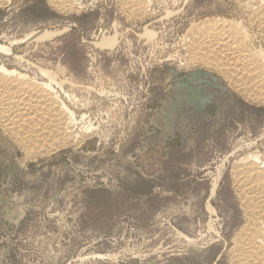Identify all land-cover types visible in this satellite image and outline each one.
Here are the masks:
<instances>
[{
    "label": "rangeland",
    "instance_id": "374dc122",
    "mask_svg": "<svg viewBox=\"0 0 264 264\" xmlns=\"http://www.w3.org/2000/svg\"><path fill=\"white\" fill-rule=\"evenodd\" d=\"M259 1L147 0L131 16L124 0H0V45L19 43L0 66L49 86L77 122L76 142L34 158L0 128V264H236L250 225L235 175L264 163V89L189 66L187 42L222 19L264 54ZM42 30L58 34L21 43ZM197 71L220 83L176 89Z\"/></svg>",
    "mask_w": 264,
    "mask_h": 264
},
{
    "label": "bare ground",
    "instance_id": "6f19581e",
    "mask_svg": "<svg viewBox=\"0 0 264 264\" xmlns=\"http://www.w3.org/2000/svg\"><path fill=\"white\" fill-rule=\"evenodd\" d=\"M50 1L63 10L71 7L70 0ZM124 1L131 16L147 11V0ZM252 15L264 29V5L259 3ZM190 33L191 37L187 42L189 66L200 64L216 71L225 77L227 85L250 97L254 90L264 89V54L250 46L248 34L236 22L221 19L214 24L201 23ZM57 34L43 30L32 32L26 35L21 43L46 41ZM147 36H152V33H147ZM18 44L12 42L7 47L0 45V58L12 56ZM100 45L102 49L111 50L117 45L115 36L104 39ZM42 72L52 80L47 72ZM76 124L74 115L49 86L38 85L23 75L0 66V128L9 140L21 148L27 158L46 154L49 150H57L68 142H74L77 136L72 128H75ZM250 161H253L255 166L259 165L250 170V167L242 169L235 175L241 188L240 194L246 200L249 215L247 225H250V230L243 227L247 232L244 230L240 238L238 237L237 245L240 249L236 256H233L236 264H264V222L261 221L264 218V163H258V157L255 156L250 157ZM213 186L212 193L216 188Z\"/></svg>",
    "mask_w": 264,
    "mask_h": 264
},
{
    "label": "water",
    "instance_id": "95a60500",
    "mask_svg": "<svg viewBox=\"0 0 264 264\" xmlns=\"http://www.w3.org/2000/svg\"><path fill=\"white\" fill-rule=\"evenodd\" d=\"M170 74L173 75V76H176V74H174L173 71H170ZM203 77L204 79H209L211 80L213 83H220V81H218L216 78H214L213 76L211 75H208V74H205V73H202L200 71H197V72H194V73H191L188 77L189 78H185V83H182V84H179V85H176V89H180L182 87L188 89V92H190L191 94H195V91H193L188 83H194L196 81V77ZM217 89H219L220 91H224L226 92V90L220 86L217 87ZM189 100L191 102H193L194 104H196V106H203L205 104V100L203 99H200V98H195V97H189ZM161 115H164L165 116V119L168 117V115L166 113H163L162 110L160 109L157 113H156V117L157 119H161ZM204 115V114H203Z\"/></svg>",
    "mask_w": 264,
    "mask_h": 264
}]
</instances>
